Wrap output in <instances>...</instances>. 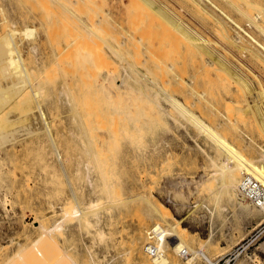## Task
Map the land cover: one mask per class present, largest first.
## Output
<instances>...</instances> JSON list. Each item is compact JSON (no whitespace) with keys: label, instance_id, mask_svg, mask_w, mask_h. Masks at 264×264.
I'll list each match as a JSON object with an SVG mask.
<instances>
[{"label":"rangeland","instance_id":"rangeland-1","mask_svg":"<svg viewBox=\"0 0 264 264\" xmlns=\"http://www.w3.org/2000/svg\"><path fill=\"white\" fill-rule=\"evenodd\" d=\"M134 1L0 0V92L9 98L0 106V133L6 134L0 137V193L8 209L0 203V264H140L139 250L152 264L143 243L162 205L190 232L185 238L191 249L213 259L230 257L227 264H264V212L226 196L217 199L212 162L223 158L218 141L200 134L160 94L158 103L152 96L159 85L170 89L220 138L252 156L248 142L264 143L256 104L248 98L249 89L259 87L263 108L264 35L231 11L258 39L254 46L235 44L186 0ZM247 1L241 4L251 12L264 7V0ZM9 33L27 75L7 66L5 54L18 57L8 50ZM134 35L143 40L134 44ZM213 49L225 65L207 64ZM181 78L193 90H205L208 104H192L197 95L178 83ZM78 157L96 166L93 191L77 178ZM76 197L101 198L94 228L85 227ZM171 250L166 253L177 256L178 264H188ZM199 253L192 264H206Z\"/></svg>","mask_w":264,"mask_h":264},{"label":"bare ground","instance_id":"bare-ground-1","mask_svg":"<svg viewBox=\"0 0 264 264\" xmlns=\"http://www.w3.org/2000/svg\"><path fill=\"white\" fill-rule=\"evenodd\" d=\"M65 1V0H64ZM134 1V0H133ZM152 1V0H151ZM150 1V2H151ZM189 2V4L194 7L196 10L200 12H205V17L206 18H209L211 21H213V28L216 27V31L218 34H221L224 38L226 36H228L229 38H231L235 43V44H245V42H248L250 43L251 45H255L256 40L258 41V39H256L257 37L255 35H253L252 31L250 32L249 31V28H253L254 30L257 29L258 31L261 32L262 35H264V7L262 10H259L260 8H256L258 9V11H254V12H251L250 10L252 9H248L246 7H244L242 4H241V0L240 2H238V0H186ZM220 1L225 5H222L220 3ZM247 1V0H246ZM251 1V0H249ZM61 2V1H59ZM77 2V1H76ZM91 2V1H90ZM135 2V1H134ZM146 2V1H145ZM153 2V1H152ZM262 2V1H261ZM264 2V1H263ZM74 3V2H73ZM84 3V2H83ZM92 3V2H91ZM133 3V2H132ZM245 3V2H244ZM247 3H249L247 1ZM134 4V3H133ZM147 4V3H146ZM259 4V3H258ZM212 5V6H211ZM70 6V5H69ZM136 6V5H135ZM153 6V5H152ZM248 6V5H247ZM250 6V5H249ZM248 6V7H249ZM261 6V5H260ZM259 6V7H260ZM264 6V5H262ZM64 7V6H63ZM137 7V6H136ZM149 7V5H148ZM147 7V8H148ZM212 7H215L213 8L214 10H212ZM256 7V6H255ZM97 8V7H95ZM119 8V7H118ZM138 8V7H137ZM146 8V9H147ZM151 8V7H150ZM207 8V9H206ZM208 8H211L212 12L209 11ZM219 9L218 11L221 12V13H218L216 14V12L214 13V11L216 9ZM154 9L160 11V9L162 10L161 7H155ZM58 10L60 11V9L58 8ZM124 10V9H123ZM132 10V9H131ZM255 10V9H254ZM197 11V12H198ZM217 11V12H218ZM231 11H235L237 12V14L239 15L240 18H243L247 21V25L248 27L242 25V23L237 20L236 18H234L232 16V14L230 13ZM70 12V11H69ZM71 13V12H70ZM134 15L136 16L135 14V11L133 12ZM202 14V13H201ZM129 15V14H128ZM204 15V14H203ZM73 16V15H72ZM134 16V18H135ZM127 18V17H126ZM132 18V17H131ZM91 19V18H90ZM141 19V18H140ZM171 23L173 25H175L178 29L180 28V30L182 29V26L180 24H178L177 22H174L172 21L170 18H168ZM157 20V19H156ZM76 21V20H75ZM90 21V20H89ZM128 21V20H127ZM137 21H138V18H137ZM136 21V22H137ZM130 22V21H129ZM132 22V20H131ZM134 23L135 25L137 23ZM140 22V21H139ZM91 23V22H90ZM77 24V23H76ZM133 24V23H132ZM212 24V23H211ZM83 25V24H82ZM162 25V24H161ZM84 26V25H83ZM234 28V32L231 31V28ZM148 28V27H147ZM185 28L182 29V32H186L187 33V29L184 30ZM252 29V30H253ZM104 31V30H103ZM147 31V30H146ZM142 32V31H141ZM151 32V31H150ZM69 33V32H68ZM139 33V32H138ZM152 33V32H151ZM185 33V34H186ZM252 33V34H251ZM140 35L142 33H139ZM189 34V33H188ZM137 35V34H136ZM150 35V34H149ZM260 35V36H262ZM9 36V39H10V42H11V46L12 48H9V52H13V54L17 55L18 57L16 58H13V57H10L8 56V53L5 54L7 55L9 61H8V67L9 68H12L14 70L15 73H19L20 76H21V73H25V70L23 68V63L22 61L20 60V55L18 53V49L16 48L14 42H13V35L11 33L8 34ZM78 36V35H77ZM80 36V35H79ZM133 36V35H132ZM148 37V35H147ZM256 37V38H255ZM203 38V37H201ZM227 39V40H231V39ZM264 38V36H263ZM135 41H134V40ZM133 41H134V44L135 42H140L141 40H143V38L141 39L140 37L137 38L135 35L133 37ZM202 40V39H201ZM208 40V39H207ZM210 41V40H209ZM254 41V42H253ZM228 42V41H227ZM231 42V41H230ZM79 43V42H78ZM84 43V42H83ZM80 44V43H79ZM139 44V43H138ZM203 43H199V45L204 48V44L202 45ZM222 45V44H221ZM247 46H249L248 44H246ZM258 45V44H257ZM260 45L264 46V43H261ZM118 46V45H117ZM259 46V45H258ZM138 47V46H137ZM220 47V46H219ZM250 47V46H249ZM261 47V46H260ZM259 47V48H260ZM76 48V47H75ZM256 48V47H255ZM6 49V48H5ZM36 47H33L31 49L32 52H37L36 51ZM84 49V48H83ZM134 49V48H133ZM209 49V48H208ZM253 49V47H252ZM258 49V47H257ZM7 50V52H8ZM98 50V49H97ZM215 49L211 50L210 51V55H211V58L208 60L207 64H209V66H213V65H225L224 61L221 62V57L217 55H214V51ZM263 50H264V47H263ZM6 53L3 52V54ZM151 53V52H150ZM144 54V53H143ZM36 55V54H35ZM150 55V54H149ZM152 55V54H151ZM227 55V54H226ZM4 56V55H3ZM153 56V55H152ZM151 56V57H152ZM118 57V56H117ZM156 57V56H155ZM154 58V56L152 57ZM264 58V57H263ZM150 59V58H149ZM202 59V58H201ZM69 60V59H68ZM37 61V60H36ZM2 62V61H1ZM0 62V63H1ZM206 62V61H205ZM260 62V61H259ZM258 62V63H259ZM3 63L5 62H2L1 65H3ZM134 64V63H133ZM156 64V63H155ZM5 65V64H4ZM165 66V65H164ZM8 67L5 66V68H7L8 70ZM132 67V66H131ZM167 70H170L173 72L174 70V65L173 64H168L165 66ZM126 68V67H125ZM214 68V66H213ZM4 69V68H3ZM117 69V68H116ZM158 69V68H157ZM216 69V68H215ZM5 70V71H7ZM126 70V69H125ZM21 71H24V72H21ZM169 71V72H170ZM14 72L12 71V73L14 74ZM21 72V73H20ZM232 72V71H231ZM234 72V71H233ZM241 72V71H240ZM126 73V71H125ZM163 73V71H162ZM161 73V74H162ZM205 73V72H204ZM18 74V75H19ZM24 74V75H25ZM194 74V73H193ZM222 74V73H221ZM226 74V73H225ZM233 74V77L235 78V80L237 82H240L239 84L243 85V82H246V80H244L242 78V76L238 73H232ZM23 75V74H22ZM27 75V74H26ZM128 75V74H127ZM170 75V74H169ZM207 75V74H206ZM223 75V74H222ZM196 76V75H195ZM221 76V75H220ZM26 77V76H25ZM150 78V77H149ZM226 78V77H225ZM23 79V78H22ZM145 79V77H144ZM152 79V78H151ZM150 79V80H151ZM168 79H166L167 81ZM29 82V84H31V90L30 88H27L29 89L33 96V98L36 100V103L38 104V107L39 109H41L40 107V103L38 101V97L36 95V92L33 88V84L32 82H30V80H28V78L24 79L23 80V83L25 82ZM134 81V80H133ZM148 81V80H147ZM154 80L152 79V82ZM165 81V80H164ZM20 82V81H19ZM19 82L16 84L17 86H19ZM27 82L25 83V85L27 84ZM149 83L151 81H148ZM168 82V81H167ZM175 82V81H174ZM236 82V83H237ZM21 83V82H20ZM124 83V82H123ZM155 83V82H154ZM164 83V82H163ZM169 83V82H168ZM178 83H180L181 86L187 88H192L193 90V87L192 85L190 84V81L188 79H185V78H181ZM235 83V84H236ZM113 84V82H112ZM111 84V85H112ZM146 84V83H145ZM247 84V83H245ZM245 84L243 86H245ZM24 85V86H25ZM23 86V87H24ZM109 86V85H108ZM113 86V85H112ZM112 86H109V87H112ZM151 86H153V84H151ZM151 86H148V87H151ZM155 86V85H154ZM157 86V85H156ZM163 86V84H162ZM30 87V86H29ZM105 87V86H104ZM160 87V88H159ZM152 88H155L156 87H151V90ZM158 91L153 89V91L155 90V92L152 93V96L156 95L159 96L158 94H160V96L164 97L163 99L165 100V102H167L171 108L174 109V111H176L178 113V115L180 116H183L184 117V120L185 118L187 119L186 121L190 122V124H194L195 127L194 128H197L196 130L199 131L200 134H203V136L207 137V138H210L211 140L215 141L218 143L219 145V149H220V153L223 154V158L221 160H218V161H213L212 162V167L214 168L213 172L215 174H218V176H216L215 178V181H216V184H218V189L216 190L217 191V199L219 198H222L223 196H226L227 198H230V199H235L237 200V204L240 206V207H243L244 209H253L254 207H251L250 205H254L256 206V208H258L259 211H262L264 212V200L261 201L260 203L258 204H253L249 201V199H247L238 189V182H239V179H240V175L243 171H246L248 173H250L253 177H255L263 186H264V143L262 144H255V142L253 141L252 143H249L248 142V146L252 152V156H249L247 157L246 155H244L239 149H237V147H235L233 144H230L228 142H226L225 140H223L222 138H220V136H222L220 133L216 132L212 126L210 127L209 124L204 120L202 119L199 115H197V113L194 112V110H192L190 107H188L183 101H181L180 99H178L172 92L170 89H163L161 88V86L159 85L157 87ZM173 88V87H172ZM259 87H251L249 89V96L248 94H246L249 98V105L250 104H256L253 108H257L256 113L259 115V118H260V122H261V128H260V131H261V135L264 137V106L262 108V104L259 103V100H258V97L263 94H261V90L258 89ZM188 89V88H187ZM142 90V89H141ZM145 90V89H144ZM63 91V90H61ZM146 91V90H145ZM195 91L196 95H197V98H195V102H191L192 104L196 105L197 103V106H203L205 104H208L207 102H209V99L207 97V92L205 90H201V89H196V90H193ZM106 92V91H105ZM151 92V91H150ZM143 93V92H141ZM145 93V92H144ZM147 93V92H146ZM1 95H3L2 92H0ZM6 94V93H5ZM30 94V95H31ZM62 94L65 95V91L62 92ZM8 95V94H7ZM27 95V93H26ZM25 95V98H30V95L29 97L27 96L26 97ZM60 95H61V92H60ZM111 95V94H110ZM137 95V94H136ZM24 96V95H23ZM66 96V95H65ZM104 96V95H103ZM145 96V95H143ZM159 96V97H160ZM260 96V97H261ZM138 97V96H137ZM147 97H149L147 95ZM146 97V98H147ZM67 98V97H66ZM117 98V97H116ZM145 98V99H146ZM151 98V97H150ZM149 98V99H150ZM187 98V97H186ZM233 98V97H232ZM9 99L7 96L3 95L2 97L0 96V106L4 105V103L6 102V100ZM31 99V98H30ZM136 99V98H135ZM152 99V98H151ZM157 100V103L159 102L158 99L159 98H155ZM262 99V98H261ZM26 100H29V99H26ZM25 100V101H26ZM153 100V99H152ZM160 100V99H159ZM234 100V99H233ZM147 101V100H146ZM155 101V100H154ZM187 101V100H186ZM227 101V100H226ZM73 103V102H72ZM136 103V102H135ZM147 103V102H146ZM152 103H154L152 101ZM229 103V102H228ZM226 102V106L228 107V104ZM134 104V103H133ZM156 104V103H155ZM212 104V103H211ZM138 105V104H137ZM139 105H142L141 103ZM160 106V105H159ZM211 106V105H210ZM214 106V105H213ZM146 107V106H145ZM136 108V107H135ZM216 108V107H215ZM1 109V108H0ZM214 109V108H213ZM230 109V108H229ZM131 110V109H130ZM167 109L164 108V106L161 107V111L162 113L164 112H167L166 111ZM215 110V109H214ZM41 111V110H40ZM216 111V110H215ZM154 112V111H153ZM219 112V111H218ZM230 112V111H229ZM1 113V111H0ZM231 113V112H230ZM5 114V111L4 113ZM42 114V112H41ZM149 114H150V111H149ZM152 114V113H151ZM221 114V113H220ZM43 115V114H42ZM165 115V114H164ZM167 115V114H166ZM226 115V114H225ZM44 116V115H43ZM151 116V115H150ZM149 116V117H150ZM160 116V115H159ZM169 117V115H167ZM166 116V117H167ZM177 116V117H179ZM174 117V116H173ZM225 117V116H224ZM142 119V118H141ZM170 119V117H169ZM173 119V118H172ZM171 119V120H172ZM181 119V118H180ZM234 118L231 119V122ZM45 116L43 118V121H45ZM161 120V119H160ZM165 120V119H164ZM235 120V119H234ZM233 120V121H234ZM175 121V120H174ZM173 121V122H174ZM220 121V120H219ZM166 122V121H165ZM181 122H183L181 120ZM222 122V121H221ZM228 119H227V123H228ZM230 125H234L233 123ZM235 122V121H234ZM3 123V122H1ZM160 123V122H159ZM178 123V121H177ZM169 124V123H168ZM167 124V125H168ZM226 124V123H225ZM221 125V123H220ZM228 125V124H227ZM2 127V126H1ZM1 127H0V130H1ZM46 127V126H45ZM174 127V126H173ZM217 127V126H216ZM220 127V126H218ZM217 127V128H218ZM235 128V127H234ZM48 129V127H47ZM233 129V127H232ZM218 130V129H217ZM224 130V129H223ZM234 130V129H233ZM1 133L3 132L0 131ZM191 132V131H190ZM0 133V137L4 138L5 135L4 133L1 134ZM49 133V132H48ZM51 135V133H50ZM73 135V134H72ZM77 135V134H76ZM1 139V138H0ZM3 140V139H2ZM1 143V142H0ZM1 146V145H0ZM246 146V145H244ZM84 147V146H83ZM246 148V147H244ZM248 149V148H247ZM250 152V154H251ZM80 156V155H79ZM81 157V156H80ZM169 162V161H168ZM169 164V163H168ZM170 167V166H169ZM2 169V168H1ZM96 170V166L92 163L91 159L90 158H77L76 159V172H77V178L79 177L80 180H83L85 182V184L89 187V189H91L92 191L96 189V183L94 181V178H93V172H95ZM1 173V172H0ZM202 178V177H201ZM203 180V179H202ZM205 182V181H204ZM213 188V187H212ZM215 192V190H214ZM4 195V194H3ZM1 195L0 193V203L6 207V199H5V196ZM7 196V194H6ZM74 196V195H73ZM93 196H94V193H93ZM74 199V198H73ZM77 199V197H76ZM75 202V201H74ZM250 204V205H249ZM76 209L77 212L81 215V216H84L86 219L83 220V222L85 221V227L87 229H89L90 227L92 226H96L97 224H99V221H100V211L101 209L104 208V206L102 205V201H101V198L100 197H90L88 198L87 200L85 201H80V200H76ZM258 206V207H257ZM7 209V207H6ZM255 209V208H254ZM8 210V209H7ZM164 211H166L167 213L164 214ZM77 213V214H78ZM102 214V213H101ZM155 221L157 222V224H155L154 226H152L151 229H153L154 233H155V238L157 239V245L159 247V250H160V253L156 256H150L151 257V260L154 262V264H178L179 263V259L172 256V255H169L170 253H166V251L168 250H171L172 248L173 249H176V251L179 252L180 248L181 247H187L188 249H191L190 248V243L189 241H186V234L190 235V232L187 230L186 227H184L180 222L181 220L180 219H177L171 212L170 208L165 206V205H162V209L159 210L158 212V217H156ZM82 222V223H83ZM100 226V225H99ZM101 227V226H100ZM94 228V227H92ZM102 229V228H101ZM99 228V230H96L97 232V235L99 236V238H103V236L105 235V233ZM107 235V234H106ZM97 236V237H98ZM95 237V236H94ZM93 237V239H94ZM96 238V237H95ZM98 239V240H100ZM95 240V239H94ZM189 240V239H188ZM200 240V239H199ZM209 240V239H208ZM207 240V241H208ZM189 244H188V243ZM203 243V241H202ZM206 243V242H205ZM210 243V242H208ZM171 250V251H174V250ZM139 258L141 260V263L140 264H147L146 260L147 258L143 255V253L139 251ZM180 254V253H179ZM201 255H203V257L206 259V264H214L215 263V259L213 258H209L204 252L203 250L200 251ZM181 255V254H180ZM184 260L188 263V264H192L193 261L195 260V256H187L185 258V256L181 255ZM95 259L93 258V261L94 262ZM149 261V260H148ZM151 261V262H152ZM152 262V264H153ZM95 263V262H94Z\"/></svg>","mask_w":264,"mask_h":264},{"label":"built area","instance_id":"built-area-1","mask_svg":"<svg viewBox=\"0 0 264 264\" xmlns=\"http://www.w3.org/2000/svg\"><path fill=\"white\" fill-rule=\"evenodd\" d=\"M238 189L253 204H258L264 200V186L246 171H243L240 175ZM143 249L149 256H156L160 253L155 233L151 228L147 230L146 239L143 243ZM198 251L200 252L202 250L199 247L192 249L181 247L179 253L186 258L187 256L196 255ZM229 260L230 257L224 258V256L221 255L215 259L214 264H227Z\"/></svg>","mask_w":264,"mask_h":264}]
</instances>
